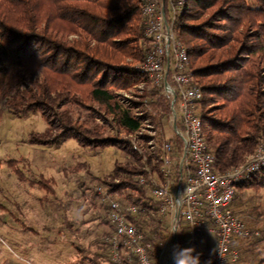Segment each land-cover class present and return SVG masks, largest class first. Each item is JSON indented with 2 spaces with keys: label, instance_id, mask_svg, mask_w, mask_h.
<instances>
[{
  "label": "trees",
  "instance_id": "1",
  "mask_svg": "<svg viewBox=\"0 0 264 264\" xmlns=\"http://www.w3.org/2000/svg\"><path fill=\"white\" fill-rule=\"evenodd\" d=\"M176 28L202 93L198 115L206 148L214 170L224 172L243 163L264 141V0H186ZM147 50L139 0H0V117L22 120L39 113L46 127L29 134L30 144L57 147L72 139L83 148L122 151L130 163H117L104 177L87 176L96 187L94 195L100 187L121 205L145 209L130 220L143 232L148 255L158 264L167 229L149 189L136 182L139 158L126 136L138 128L139 117L123 107L117 94L143 83L142 93L129 101L135 108L153 95L148 77L132 68ZM149 105L169 110L166 99ZM74 108L85 115L77 117ZM84 167L76 163L63 171ZM12 172L20 184L28 182L42 193L40 203L61 207L66 232L80 235L67 215L65 198L71 202V197L56 196L53 177L28 181L22 170ZM246 189H264V170L236 188L237 193ZM103 207L100 223L109 226ZM57 234L64 236L60 230ZM99 248L91 256L79 251L75 264H112L103 261V241Z\"/></svg>",
  "mask_w": 264,
  "mask_h": 264
},
{
  "label": "built area",
  "instance_id": "2",
  "mask_svg": "<svg viewBox=\"0 0 264 264\" xmlns=\"http://www.w3.org/2000/svg\"><path fill=\"white\" fill-rule=\"evenodd\" d=\"M185 4L186 0H139L148 50L143 61L132 68L148 77L153 95L142 101V107L135 108L124 101L123 93L117 94L123 107L139 117L138 128L126 136L139 158V164H134L139 171L136 182L149 189L156 212L167 229V236L160 243L158 264H172L175 245L196 249L205 230H211L215 236L210 264H230L239 257L233 248L234 241L259 236L232 207L238 198L237 186L264 170V141L238 166L224 172L214 170V157L206 148L198 115L202 93L194 83L187 50L176 28ZM135 87L137 94L145 88L143 83ZM161 99H166L168 112L161 105H149ZM165 126L173 130L172 136H167ZM97 192L106 204L109 231L103 242L110 262L153 264L148 255L150 244L130 220L145 209L133 204L121 205L100 187ZM174 226L183 231L170 235ZM178 235H182L181 243ZM169 241L173 248L170 258L164 260Z\"/></svg>",
  "mask_w": 264,
  "mask_h": 264
},
{
  "label": "rangeland",
  "instance_id": "3",
  "mask_svg": "<svg viewBox=\"0 0 264 264\" xmlns=\"http://www.w3.org/2000/svg\"><path fill=\"white\" fill-rule=\"evenodd\" d=\"M136 90L125 91L122 94L125 101L133 103ZM73 111L77 117L85 115L84 110L74 108ZM96 121L103 125L100 120ZM45 127L46 121L39 113L22 120L9 114L0 117V264H75L79 251L88 256L98 251L109 231V226L100 223L104 219V202L97 191V195L93 194L96 187L87 173L104 177L113 172L117 163L131 160L114 147L83 148L72 139L57 147L30 144L29 134L40 133ZM106 129L113 134L114 130ZM165 130L168 137L174 134L170 126H165ZM76 163L85 165L83 171H63ZM14 168L22 170L28 181L39 175L55 179L56 196L62 200L66 194L71 197V202L65 198L67 215L73 228L79 230L78 237L66 232L61 207L47 201L40 203L42 193L28 182L20 184L12 172ZM237 196L233 204L236 215L248 228L259 232L258 237L248 239L254 241L250 255L255 264H264V189L258 193L246 189ZM58 230L64 236H59ZM177 240L181 243L182 236L178 235ZM172 248L173 243L169 241L164 260L170 258ZM212 250L211 243L209 247H201L203 254ZM108 259L106 251L103 261L106 263Z\"/></svg>",
  "mask_w": 264,
  "mask_h": 264
},
{
  "label": "crops",
  "instance_id": "4",
  "mask_svg": "<svg viewBox=\"0 0 264 264\" xmlns=\"http://www.w3.org/2000/svg\"><path fill=\"white\" fill-rule=\"evenodd\" d=\"M234 212V206L232 207ZM236 214V213H235ZM213 244V250L209 253H202L201 247H209V244ZM254 241L246 240H236L234 241L233 248H235L238 253L239 257L238 260L235 262H231L230 264H255L253 258L251 257V253L253 252V245ZM215 248V236L211 230H205L199 239L197 248L195 249L193 255H199L200 257V264H210V256L213 253Z\"/></svg>",
  "mask_w": 264,
  "mask_h": 264
},
{
  "label": "clouds",
  "instance_id": "5",
  "mask_svg": "<svg viewBox=\"0 0 264 264\" xmlns=\"http://www.w3.org/2000/svg\"><path fill=\"white\" fill-rule=\"evenodd\" d=\"M181 231H183L182 228L174 226L170 230V235ZM194 251V248H183L180 245H175L172 250V264H200V257L193 255Z\"/></svg>",
  "mask_w": 264,
  "mask_h": 264
}]
</instances>
